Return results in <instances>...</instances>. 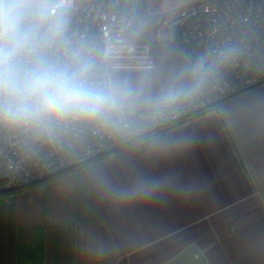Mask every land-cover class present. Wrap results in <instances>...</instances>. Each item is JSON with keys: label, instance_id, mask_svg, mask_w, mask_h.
<instances>
[{"label": "crops", "instance_id": "crops-1", "mask_svg": "<svg viewBox=\"0 0 264 264\" xmlns=\"http://www.w3.org/2000/svg\"><path fill=\"white\" fill-rule=\"evenodd\" d=\"M198 1L103 0L142 26L131 40L151 45L149 58L116 54L122 69L190 61L165 30L153 32ZM157 135L193 139L167 150L130 143L92 167L0 195V264H264V82ZM138 179L159 185L152 198L114 195Z\"/></svg>", "mask_w": 264, "mask_h": 264}, {"label": "clouds", "instance_id": "clouds-1", "mask_svg": "<svg viewBox=\"0 0 264 264\" xmlns=\"http://www.w3.org/2000/svg\"><path fill=\"white\" fill-rule=\"evenodd\" d=\"M72 15L70 0H0V127L32 145L84 129L150 150L191 143V135L165 140L155 130L205 95L239 50L224 45L179 66L125 71L116 53L142 26L125 23L111 42L86 40ZM158 186L138 179L114 195L150 199Z\"/></svg>", "mask_w": 264, "mask_h": 264}, {"label": "built area", "instance_id": "built-area-1", "mask_svg": "<svg viewBox=\"0 0 264 264\" xmlns=\"http://www.w3.org/2000/svg\"><path fill=\"white\" fill-rule=\"evenodd\" d=\"M72 26L86 40L111 42L125 23L123 15L104 7L103 0H75ZM180 44L190 60L210 48L232 45L239 50L235 61L224 68L198 101L156 129V134L217 108L224 99L264 82V0H201L181 7L164 18L154 30L160 38ZM127 36V32L121 37ZM136 53L149 58L148 41L128 40L116 54ZM130 143L104 132L84 129L51 143L32 145L21 135L0 127V183L4 188L27 185L89 159L112 157Z\"/></svg>", "mask_w": 264, "mask_h": 264}, {"label": "trees", "instance_id": "trees-1", "mask_svg": "<svg viewBox=\"0 0 264 264\" xmlns=\"http://www.w3.org/2000/svg\"><path fill=\"white\" fill-rule=\"evenodd\" d=\"M104 158H105L104 156H99V157H95V158L89 159L87 161H84V162L78 164L75 167L63 170V171H61V172H59V173H57V174H55V175H53L51 177H47L45 179L30 183V184H27V185L19 186V187L4 188L3 184L0 183V195L12 193V192H17V191H22V190H24V189H26L28 187H32V186H35V185H38V184L45 183L48 180H50L52 178H55V177H58L59 175L67 173V172H71V171H75V170L87 169V168L92 167L93 165L101 162Z\"/></svg>", "mask_w": 264, "mask_h": 264}, {"label": "rangeland", "instance_id": "rangeland-1", "mask_svg": "<svg viewBox=\"0 0 264 264\" xmlns=\"http://www.w3.org/2000/svg\"><path fill=\"white\" fill-rule=\"evenodd\" d=\"M163 31V30H162Z\"/></svg>", "mask_w": 264, "mask_h": 264}]
</instances>
